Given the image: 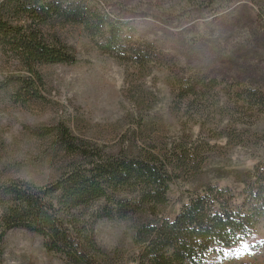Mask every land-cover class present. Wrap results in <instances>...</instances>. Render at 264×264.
Returning a JSON list of instances; mask_svg holds the SVG:
<instances>
[{
  "label": "rangeland",
  "instance_id": "obj_1",
  "mask_svg": "<svg viewBox=\"0 0 264 264\" xmlns=\"http://www.w3.org/2000/svg\"><path fill=\"white\" fill-rule=\"evenodd\" d=\"M3 0H0V2ZM102 10H124L135 23L134 38L157 46L161 62L140 68L102 53L76 24H56L48 34L63 40L78 62L41 67L45 100L27 104L0 89V184L22 179L45 185L72 162L55 134L38 129L64 124L71 135L106 152L157 149L189 151L163 209L176 215L191 192L206 185L239 193L247 172L264 161V0H101ZM23 73L0 50V81ZM196 73L217 79L207 97L179 102L176 77ZM245 90L257 95L246 94ZM244 93V94H243ZM180 146V147H179ZM145 217L97 222L96 241L126 257ZM264 220L254 238L206 264H264ZM2 264H66L44 247L42 237L10 230L0 244Z\"/></svg>",
  "mask_w": 264,
  "mask_h": 264
},
{
  "label": "trees",
  "instance_id": "obj_2",
  "mask_svg": "<svg viewBox=\"0 0 264 264\" xmlns=\"http://www.w3.org/2000/svg\"><path fill=\"white\" fill-rule=\"evenodd\" d=\"M100 3L1 1L0 50L16 60L23 73L6 76L0 89L12 88L16 103L45 100L41 67L78 62L71 47L48 34L56 24L81 25L97 49L121 62L140 68L161 62L155 44L134 38L135 23L124 10H102ZM176 80L179 102L207 97L218 85L217 79L196 73ZM244 93L257 95L251 90ZM37 134L41 138L55 134L73 160L59 178L42 186L22 179L0 184V244L10 230L20 228L40 235L45 249L66 264H206L247 244L264 220V161L247 172L246 185L238 194L228 187L206 185L191 192L180 211L168 217L163 209L170 186L176 171H188L189 151L177 146L157 149L150 142L137 153L110 154L71 135L62 123L38 129ZM135 215L145 219L134 233L136 250L131 257L96 241L98 221Z\"/></svg>",
  "mask_w": 264,
  "mask_h": 264
}]
</instances>
